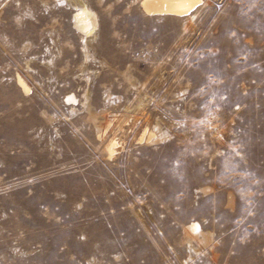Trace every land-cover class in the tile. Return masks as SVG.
Segmentation results:
<instances>
[{"label": "rangeland", "instance_id": "1", "mask_svg": "<svg viewBox=\"0 0 264 264\" xmlns=\"http://www.w3.org/2000/svg\"><path fill=\"white\" fill-rule=\"evenodd\" d=\"M141 1L0 0V264H264V0Z\"/></svg>", "mask_w": 264, "mask_h": 264}, {"label": "bare ground", "instance_id": "2", "mask_svg": "<svg viewBox=\"0 0 264 264\" xmlns=\"http://www.w3.org/2000/svg\"><path fill=\"white\" fill-rule=\"evenodd\" d=\"M201 1L202 0H142L141 6L147 14L184 16L193 12ZM74 20L77 28L87 34L91 33L96 26L95 15L86 7H82L75 12ZM17 80L19 86L25 91L29 90V87L21 76H18ZM68 100H74V98L70 96ZM114 140H111L107 146L110 156H113L116 152L117 142ZM196 228L197 226L194 225L192 229L195 230Z\"/></svg>", "mask_w": 264, "mask_h": 264}]
</instances>
